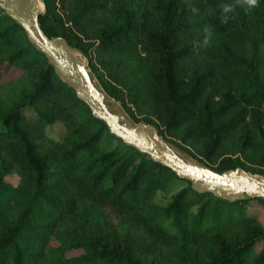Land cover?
<instances>
[{"label":"trees","instance_id":"obj_1","mask_svg":"<svg viewBox=\"0 0 264 264\" xmlns=\"http://www.w3.org/2000/svg\"><path fill=\"white\" fill-rule=\"evenodd\" d=\"M42 2L41 29L131 121L215 172L264 177V0ZM0 264H264V198L198 192L110 133L0 6Z\"/></svg>","mask_w":264,"mask_h":264},{"label":"water","instance_id":"obj_2","mask_svg":"<svg viewBox=\"0 0 264 264\" xmlns=\"http://www.w3.org/2000/svg\"><path fill=\"white\" fill-rule=\"evenodd\" d=\"M4 4V7L0 6L12 20L22 26L29 41L47 57L56 75L87 104L94 117L106 123L110 133L170 168L179 177L189 179L192 188L198 192L210 191L229 201L248 197L264 198V177L239 167L215 172L181 158L151 125L119 121L107 108L103 99L104 92L95 85L87 69L83 71L79 66L72 52L77 49L71 47L63 37L47 36L41 29L38 17L44 11L43 2L42 10H39L38 0H4ZM149 127L154 128L156 137L147 134Z\"/></svg>","mask_w":264,"mask_h":264},{"label":"rangeland","instance_id":"obj_3","mask_svg":"<svg viewBox=\"0 0 264 264\" xmlns=\"http://www.w3.org/2000/svg\"><path fill=\"white\" fill-rule=\"evenodd\" d=\"M77 52L82 56V58H83V60L85 62L86 69H87L89 75L91 76L93 82L95 83V85L101 91H103L102 88H101V86H100L99 81L94 77L93 73L89 69V67L87 65V59L82 55L81 52H79V51H77ZM104 94H105V92H104ZM104 96L108 99L107 101L110 104V106L113 108V110L115 112L119 113L123 120H125L126 122L127 121H131L130 118L128 117V115L126 114V112L121 107V104L117 100H115L113 98H110L106 94ZM62 129L63 128H62L61 124H58L57 123V124H55V126H54V128L52 130H49V132H52L55 137H59L60 132L62 131ZM169 144L172 146V148L174 150H176L178 153H180L185 160H187V161H193L195 163H198L194 158H192L191 156H189L188 154H186L184 151H182L181 149H179L174 144H172V143H169ZM9 179L14 184L17 183V181H18V178L15 175H12ZM184 185H185V181L184 180L173 179L170 183L167 184V186L165 187L164 190L157 191V193H156V195L154 197V201L157 204H159V205H167L171 201L173 195L176 192H178Z\"/></svg>","mask_w":264,"mask_h":264},{"label":"bare ground","instance_id":"obj_4","mask_svg":"<svg viewBox=\"0 0 264 264\" xmlns=\"http://www.w3.org/2000/svg\"><path fill=\"white\" fill-rule=\"evenodd\" d=\"M38 1H39V10H42V9H43V7H42V1H41V0H38ZM0 5H1L2 7L5 6V4H4V0H0ZM72 52H73V55L75 56V58L77 59L79 66L82 68L83 71H85L86 66H85V62H84L82 56H81V55L77 52V50H75V49H73ZM103 99H104V102H105L107 108L111 111V113L114 114L115 117H116L119 121H121V122H126L125 120L122 119V117L120 116L119 113H117V112H115V111L113 110V108L110 106V104H109L108 101H107L108 99H107L105 96H103ZM147 134H148L149 136H151V137H156V136H157V135H156V131H155L154 128H152V127L147 128ZM175 151H176V150H175ZM176 152H177V151H176ZM177 154H178L181 158H183V156H182L180 153L177 152ZM183 159H184V158H183Z\"/></svg>","mask_w":264,"mask_h":264},{"label":"clouds","instance_id":"obj_5","mask_svg":"<svg viewBox=\"0 0 264 264\" xmlns=\"http://www.w3.org/2000/svg\"><path fill=\"white\" fill-rule=\"evenodd\" d=\"M242 6L251 9V8H255L258 6V0H241ZM232 10V6L231 5H224L223 6V12L225 14L230 13ZM193 11H196L195 9ZM229 17L227 15H225L224 19L225 21H227ZM206 35L204 36V39L201 42H198V44L200 46H208L210 43V38H211V31L209 29H205Z\"/></svg>","mask_w":264,"mask_h":264}]
</instances>
